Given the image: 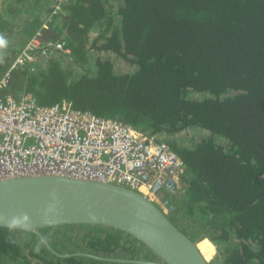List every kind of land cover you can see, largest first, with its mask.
<instances>
[{
  "label": "trees",
  "instance_id": "1",
  "mask_svg": "<svg viewBox=\"0 0 264 264\" xmlns=\"http://www.w3.org/2000/svg\"><path fill=\"white\" fill-rule=\"evenodd\" d=\"M111 10L105 0L66 6L71 63L88 65L87 71L78 74L55 56L34 70L13 69L9 90L30 92L46 105L65 98L160 136L190 127L209 131L188 144L164 139L185 164L177 208L208 224L210 240L198 243L207 259L216 248L219 264H264V0H119ZM89 48L111 52L134 69L115 72L108 58L91 59ZM14 54L6 50L0 76ZM190 91L208 96L190 98ZM64 227L82 235L73 238ZM41 232L55 240L57 252L66 242L99 256L119 251L130 258L145 248L131 234L103 225L59 224ZM24 234L39 238L27 253L14 234L17 243H8V229L0 228V264H132L58 256L46 244L36 253L41 238Z\"/></svg>",
  "mask_w": 264,
  "mask_h": 264
},
{
  "label": "built area",
  "instance_id": "2",
  "mask_svg": "<svg viewBox=\"0 0 264 264\" xmlns=\"http://www.w3.org/2000/svg\"><path fill=\"white\" fill-rule=\"evenodd\" d=\"M69 1L51 0L42 24L0 76V179L62 175L111 183L139 192L172 216L184 192L185 164L168 140L65 98L46 105L30 92L9 90L13 69L34 70L39 61L70 52L63 38L45 34L56 16L66 15Z\"/></svg>",
  "mask_w": 264,
  "mask_h": 264
},
{
  "label": "water",
  "instance_id": "3",
  "mask_svg": "<svg viewBox=\"0 0 264 264\" xmlns=\"http://www.w3.org/2000/svg\"><path fill=\"white\" fill-rule=\"evenodd\" d=\"M27 214L33 233L59 224H96L129 233L153 250L160 262L109 258L88 252H57L100 260L144 264H209L198 243L149 198L119 185L62 175L0 179V215Z\"/></svg>",
  "mask_w": 264,
  "mask_h": 264
},
{
  "label": "rangeland",
  "instance_id": "4",
  "mask_svg": "<svg viewBox=\"0 0 264 264\" xmlns=\"http://www.w3.org/2000/svg\"><path fill=\"white\" fill-rule=\"evenodd\" d=\"M118 1L119 0H111V1L105 0L107 6L110 2V6L112 7V10H111L112 12H115V8L118 5ZM63 24H64V21H63ZM64 26H63V28H60V26H56L57 27L56 34L58 35V37L63 36L64 38H66L65 40L68 43L70 41V38L68 35L69 33L67 32V30L65 29ZM53 31H52V34L54 33ZM96 35H97V29H93L90 33V38L92 39ZM10 49L12 51L17 50V49H12V48H10ZM87 51H88V54L90 55L91 59H94L96 57H99L101 59H107L108 58L110 61H112L113 68H114L115 72L123 73V72H127V71L134 69V66L132 63L127 62L122 58L116 57L115 54H113L111 52H107L104 50H98L95 48H89ZM70 55L71 54H69V55L68 54H60L59 58L61 59L63 66L69 67L72 65L74 71L78 74L84 73L85 70L87 71V69L89 67L88 65L83 66V65H78V64H72L71 59H70V57H71ZM56 57H58V56H56ZM43 62L44 61H39L38 65L42 64ZM69 62L71 63V65L68 64ZM205 96H208V93H201V92H196V91L188 92V97H190V98H201V97H205ZM210 135H211V133L209 131H204L200 128L190 127L188 129H183L176 134L162 133L161 137L164 139L169 138V137H174V138L176 137V138H178L177 140L183 141L186 144H188V143L193 142L195 140H199L203 137H209ZM220 142H222L223 145H225V146L228 145V142L225 139L221 138ZM226 149H227V147H226ZM180 200H181V198H180ZM182 212H183V210L178 208L176 213L172 216H169V217L174 219V221L181 228V230L185 231L197 243H199L203 238H208L205 236L207 233L208 224H206L205 221L199 223V222L195 221V219H192V218L189 219ZM64 229H65L64 230L65 234L71 235L73 238H80V236L82 235V231H83L82 229H75V231H68L70 229V227H64ZM41 233L43 234V232H41ZM209 233H210V231H209ZM14 235L20 241L23 242L22 247L24 249V252H26V253L29 251L27 245H29V243H33V241H35L36 239H39L36 236H35L36 238L27 237L26 234H24L22 232H16V233H14ZM43 235L46 238V235L45 234H43ZM46 240L51 245V247L54 249V247H55L54 244L56 243L55 240H52L51 238L50 239L46 238ZM37 241L39 242L40 240H37ZM198 246H200V244H198ZM61 248L65 252H69V251L78 252V250H76L74 248V246L71 245V243H69V242H66L65 245L61 246ZM79 252H82V251H79ZM215 254H216V248H215ZM215 254H213L212 258L208 260L209 264H219L217 262L219 260H214ZM106 257L120 258V259H132V260H145V261H154V262H160L161 261L160 258L153 252V250L147 246H145L144 250L140 251L134 257H130V258L125 257L122 254H120L119 251H117V253H115V254H110ZM132 264H144V263H132Z\"/></svg>",
  "mask_w": 264,
  "mask_h": 264
},
{
  "label": "crops",
  "instance_id": "5",
  "mask_svg": "<svg viewBox=\"0 0 264 264\" xmlns=\"http://www.w3.org/2000/svg\"><path fill=\"white\" fill-rule=\"evenodd\" d=\"M50 4L51 0H0V33L6 34L10 41L8 50L17 49L12 51L17 53L33 31L41 25ZM56 26L63 28L61 17L52 21L46 35L58 37Z\"/></svg>",
  "mask_w": 264,
  "mask_h": 264
},
{
  "label": "clouds",
  "instance_id": "6",
  "mask_svg": "<svg viewBox=\"0 0 264 264\" xmlns=\"http://www.w3.org/2000/svg\"><path fill=\"white\" fill-rule=\"evenodd\" d=\"M57 17H61L63 19V21H64V16H61V15L56 16L52 21H54ZM51 23H50V26H51ZM50 26H49V29H50ZM56 38H63L64 40L66 39L63 36L56 37ZM9 44H10V41L7 38L6 34L0 33V64H3L5 62V54H6V50L9 48ZM66 44L68 45L67 42H66ZM57 46L59 47L60 45H57ZM68 47H69V45H68ZM70 53H71V49H70V52L69 53H66V54L69 55ZM17 62L18 63H21L22 61H20L18 59ZM0 228H7L8 229V235L6 236V241L8 243H10V244L15 245L17 243V241L14 238V235L13 234L16 233V232H24V233L31 232L32 231V222H31L29 216L26 213L25 214H21V215L13 216L10 220L8 219L7 216L0 215ZM46 243H47L46 238L45 239H41L37 243L34 251L36 253H39L40 252V249H41V246L45 245Z\"/></svg>",
  "mask_w": 264,
  "mask_h": 264
},
{
  "label": "bare ground",
  "instance_id": "7",
  "mask_svg": "<svg viewBox=\"0 0 264 264\" xmlns=\"http://www.w3.org/2000/svg\"><path fill=\"white\" fill-rule=\"evenodd\" d=\"M199 247V246H198ZM200 249V248H199ZM200 251H201V249H200ZM201 254H202V256L208 261L209 259H207L206 258V256L204 255V253L201 251Z\"/></svg>",
  "mask_w": 264,
  "mask_h": 264
}]
</instances>
